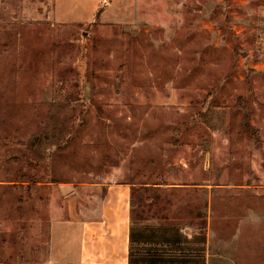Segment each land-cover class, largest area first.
Returning a JSON list of instances; mask_svg holds the SVG:
<instances>
[{
    "label": "rangeland",
    "instance_id": "1",
    "mask_svg": "<svg viewBox=\"0 0 264 264\" xmlns=\"http://www.w3.org/2000/svg\"><path fill=\"white\" fill-rule=\"evenodd\" d=\"M108 183L137 264H264V0H0V261L38 263Z\"/></svg>",
    "mask_w": 264,
    "mask_h": 264
},
{
    "label": "crops",
    "instance_id": "2",
    "mask_svg": "<svg viewBox=\"0 0 264 264\" xmlns=\"http://www.w3.org/2000/svg\"><path fill=\"white\" fill-rule=\"evenodd\" d=\"M102 187L100 203L85 208L76 220L50 221L42 260L16 264H128L131 185L108 183Z\"/></svg>",
    "mask_w": 264,
    "mask_h": 264
},
{
    "label": "trees",
    "instance_id": "3",
    "mask_svg": "<svg viewBox=\"0 0 264 264\" xmlns=\"http://www.w3.org/2000/svg\"><path fill=\"white\" fill-rule=\"evenodd\" d=\"M54 130V129H53ZM52 130V131H53ZM53 142L55 144V149L61 150L60 152H64L65 149L63 148L64 145L66 147H70L72 145V141L70 140L69 137V130L66 129L65 127L61 126L58 130H55L54 132V138ZM30 153L32 156L36 157L39 159V161H43V156L39 151L30 148L29 149ZM28 182V180H27ZM152 187H150V191L153 193L154 191H159L160 189L158 186H162V184L159 183H154L150 184ZM10 185H1L0 189L2 191L9 189ZM134 186L131 185V192H130V228H129V236H128V241H129V248H128V264H137L136 261L133 258V252H132V245L137 242V233L142 231V228L137 227L135 224L136 222L139 221L141 218L137 214L136 211H134V203L132 201V189ZM152 194L149 196L151 197ZM158 197L157 194L152 196L151 198L156 199ZM133 213H134V218L135 222L133 220ZM146 230V229H143ZM151 232H153L155 239L150 240L152 243H163L165 245H178V243H184L186 245V250L189 251H203V245L205 243V236L202 234L199 235H194L191 239H187L185 236L179 233L178 229L173 228L172 226H159L158 228L155 229H149ZM5 236L2 235V241H5ZM174 237H177L175 239ZM1 264L4 262L0 261ZM148 264H193L188 261V259L176 261L173 259H162V260H152L148 262Z\"/></svg>",
    "mask_w": 264,
    "mask_h": 264
}]
</instances>
